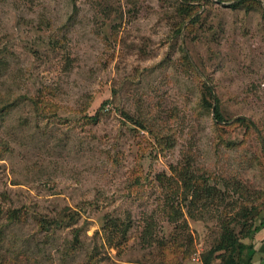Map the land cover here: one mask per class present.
Listing matches in <instances>:
<instances>
[{
    "label": "rangeland",
    "instance_id": "1",
    "mask_svg": "<svg viewBox=\"0 0 264 264\" xmlns=\"http://www.w3.org/2000/svg\"><path fill=\"white\" fill-rule=\"evenodd\" d=\"M179 1L0 0V264H202L264 215V0Z\"/></svg>",
    "mask_w": 264,
    "mask_h": 264
},
{
    "label": "trees",
    "instance_id": "2",
    "mask_svg": "<svg viewBox=\"0 0 264 264\" xmlns=\"http://www.w3.org/2000/svg\"><path fill=\"white\" fill-rule=\"evenodd\" d=\"M192 3L183 2L182 0L179 1V7H182V12H188L187 18L192 17L196 14L199 7V0H190ZM223 1V0H220ZM256 0H233L232 5H251L255 3ZM195 7V8H194ZM190 12V13H189ZM206 90L209 94L212 96V89L209 86H205ZM205 100V99H204ZM203 102V101H202ZM204 108H210L213 118L215 119V122L221 123V122H227L225 121V118L219 108V106L215 104H211L210 102L207 103L203 102L202 105ZM234 123H241L245 124L247 126H252L253 123L246 119L243 116H239L236 119L233 120ZM178 175L180 177V180L182 182V186L184 187V192L187 194L190 193L191 197L189 196V204H194L196 202H212L211 198L213 196H217L216 188L215 186H211L207 184L206 179L202 177H197L194 175V173L188 174L186 170L183 168H180L178 170ZM225 184L227 186L228 182L225 181ZM234 184V183H232ZM233 188L234 186H229ZM236 192H239L240 196L245 197L246 194L241 190L234 188ZM245 201L247 202V196L245 197ZM261 213L257 209L256 205H252L250 209L246 207L245 205L239 209L237 212H235V215H233L229 222L238 221L239 219H249L252 221L253 215L256 214L257 216ZM10 217L17 218V212L16 210H12L10 212ZM39 222L42 224V226L49 227L50 224L59 225L61 222H63L61 219L57 217L49 218V220L43 219V217H40ZM112 227L118 226L119 223H117V220H113L111 222ZM226 227H224L223 231L220 234V241L215 244L213 247H211L208 252L203 255L201 258L202 264H213V260L215 258L219 257V262L217 264H252V258L256 250L254 249V238L255 235L264 228V215H259V222L257 224H249L248 227L245 229V232H241V234L236 235L228 225L225 224ZM129 227V224H125L124 226L120 227V231L122 232V237L125 236V233ZM249 239V242H245L244 239ZM264 242V238H263ZM222 251V252H221ZM221 252V253H218Z\"/></svg>",
    "mask_w": 264,
    "mask_h": 264
},
{
    "label": "crops",
    "instance_id": "3",
    "mask_svg": "<svg viewBox=\"0 0 264 264\" xmlns=\"http://www.w3.org/2000/svg\"><path fill=\"white\" fill-rule=\"evenodd\" d=\"M254 249L256 250L252 258V264H264V242L263 237H256L254 240ZM119 264H146V263H119ZM166 264V263H165Z\"/></svg>",
    "mask_w": 264,
    "mask_h": 264
}]
</instances>
